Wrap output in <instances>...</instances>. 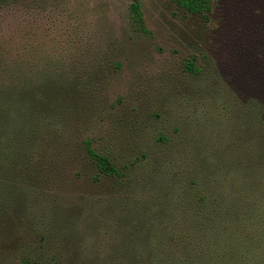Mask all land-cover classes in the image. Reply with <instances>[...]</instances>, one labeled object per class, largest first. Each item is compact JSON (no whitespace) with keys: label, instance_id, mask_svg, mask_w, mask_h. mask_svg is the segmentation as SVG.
I'll use <instances>...</instances> for the list:
<instances>
[{"label":"rangeland","instance_id":"1","mask_svg":"<svg viewBox=\"0 0 264 264\" xmlns=\"http://www.w3.org/2000/svg\"><path fill=\"white\" fill-rule=\"evenodd\" d=\"M138 1L0 0V264H264V0Z\"/></svg>","mask_w":264,"mask_h":264},{"label":"trees","instance_id":"2","mask_svg":"<svg viewBox=\"0 0 264 264\" xmlns=\"http://www.w3.org/2000/svg\"><path fill=\"white\" fill-rule=\"evenodd\" d=\"M176 7L183 11L192 14L200 15L202 19L207 18V13L210 10L211 0H169ZM128 14L131 24L135 29L142 33H148L146 29L140 10V4L138 0H130L128 4ZM183 69L186 72H197L192 61H186L183 64ZM84 149L88 159L93 163L98 173L110 177L121 176V173L110 163L108 157L99 152H96L89 145L88 141H84ZM21 264H33L28 260H22Z\"/></svg>","mask_w":264,"mask_h":264}]
</instances>
